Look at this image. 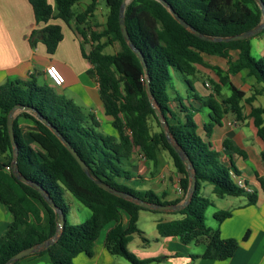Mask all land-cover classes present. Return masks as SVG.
Wrapping results in <instances>:
<instances>
[{
	"label": "trees",
	"instance_id": "obj_1",
	"mask_svg": "<svg viewBox=\"0 0 264 264\" xmlns=\"http://www.w3.org/2000/svg\"><path fill=\"white\" fill-rule=\"evenodd\" d=\"M78 0H54L56 12L47 0H28L36 23H47L52 18L64 22L74 21L87 27V16L92 15L97 0H90L85 10L74 12L72 6ZM174 12L200 33L210 36H232L254 28L262 19L257 0H163ZM264 3V0H262ZM108 7L105 28L91 33L92 45L89 51L82 47V55L90 62V73L95 74L98 93L104 111L112 117L111 124L117 136L102 133L99 122L92 114H85L77 105L51 87L38 84L36 76L26 80H8L0 84V204L12 214V221L0 235V264L18 251L50 238L58 222L57 212L49 206L39 191L18 180L11 169L13 148L8 135L6 117L16 104L28 105L38 111L52 127L71 145L88 167V176L68 151L61 140L31 111L18 115L31 119L36 131L30 133L36 144H27L13 120L14 137L18 149L17 167L27 179L41 186L65 216L64 228L59 238L44 250L27 256L46 254L52 264H74L79 254L93 255L94 241L101 229L115 221L104 239L105 248L113 255L123 257L131 264H146L155 258L139 259L127 244L134 233L141 234L137 220L140 210L147 209L131 200L112 194L98 186L94 179L114 189L136 196L148 202L176 204L180 199L168 202L151 189L138 190L131 183L132 172L127 161L133 147L150 160H154L160 148L170 155L176 171L180 174L179 187L185 195L189 186L186 165L170 145L153 103L146 91V77L149 79L154 104L166 121L167 129L180 149L187 155L196 177V188L189 203L174 214L181 217L157 222L161 237H180L187 243L205 238V249L195 257L226 260L238 247L233 238H221L218 230H212L205 223V210L211 204L201 194L203 184L212 186L218 197L246 195L248 204L256 202V194L240 187L234 180L237 169L230 163L225 165L219 153L211 147L208 139L213 127L222 118L232 113L236 121L245 119L242 101L252 104L254 97L264 91V54L255 58L251 53L250 38L232 41H207L184 28L159 0H130L124 10V24L134 46L142 53L147 72L136 53L122 37L118 11L121 0H105ZM264 32L261 30L258 34ZM37 33L32 30L30 37ZM83 39L86 35L79 31ZM103 36L109 38L101 42ZM63 35L58 24H46L41 29L40 39L48 53H54ZM253 37V36H252ZM33 45L34 39L30 38ZM118 42L120 49L114 53L104 52L107 44ZM237 50L238 58L230 60V51ZM201 53L217 55L228 59L226 70L212 67L219 76V82L229 90L227 96L220 92L221 85L213 83V92L202 99L193 93L192 81L195 64H204ZM171 70L183 74L190 93L209 110V120L204 124V136L198 131L192 108L181 105L184 119L176 117L170 107L168 92ZM241 71L253 77L260 84L258 89L245 97L244 91L231 82V76ZM257 136L264 143V107L252 106L249 113ZM153 119L155 126L149 123ZM229 146L228 142H225ZM231 150H236L231 147ZM264 190V178H258ZM65 193L72 195L87 207L90 215L81 223L67 219L70 205ZM128 215L126 227L122 226V214ZM231 215L230 211L215 213L220 222ZM248 232L243 239H246ZM145 241L146 238L142 236ZM18 261L13 264H17Z\"/></svg>",
	"mask_w": 264,
	"mask_h": 264
},
{
	"label": "crops",
	"instance_id": "obj_2",
	"mask_svg": "<svg viewBox=\"0 0 264 264\" xmlns=\"http://www.w3.org/2000/svg\"><path fill=\"white\" fill-rule=\"evenodd\" d=\"M47 1L52 5L53 13H55L54 0ZM88 3L84 2L83 4L88 5ZM46 24L60 25L63 35L52 54L46 51V46L40 39L41 29ZM81 29L86 35V40L79 33ZM32 30H36L37 33L30 37ZM88 30L89 24L84 28L83 25L78 26L73 21L66 23L60 18H52L47 23H36L32 6L28 0H0V84L8 80H26L31 75L36 76V82L39 78H43L42 82L49 84L45 67L48 64H54L64 76L63 85L56 86L55 91L72 101L85 114H92L99 122V128L103 133L117 136L118 133L111 124L112 117L104 111L98 93L97 78L95 74L90 73L92 66L82 55V47L87 52L92 45L91 33ZM30 38L34 39L33 45ZM263 54L264 45L259 48L258 56ZM201 57L204 64H195V73L188 77L192 81L193 93L205 99L214 93L210 83H217L222 86L221 94L227 96L228 88L221 82H217L218 77L208 66L209 73L215 77L211 81L216 80V82H202L199 76L202 75L203 67L208 63L226 69L228 59L206 53H201ZM237 58L238 51L231 50L230 60L234 61ZM178 75L177 71L171 70V82H169L168 88L171 97L170 107L180 120L184 119L185 114L180 106L192 108L193 118L198 124V131L201 136H204L203 126L209 120V110L193 97L184 77H181L184 82H180V79L173 82V77L178 80ZM238 75L239 77L245 76L251 82H233V78ZM231 81L244 91L245 97L250 96L255 89L260 87V84L246 71L232 75ZM242 104L245 115L243 121H236L234 115L228 113L222 118L219 125L213 127L210 136L204 137L219 153L223 164L233 163L237 169V174L233 173L234 180L237 183H243L251 190L250 192H254L256 202L248 204L246 195L218 197L213 193L212 186L206 183L201 188V194L211 201L205 210L206 225L212 230H218L221 238L236 239L238 241L237 249L226 260L195 257V255L203 253L205 238L185 243L178 236L161 237L158 234L156 227L158 221L176 219L181 217L180 214H174L172 211L140 210L137 226L141 234H132L127 247L139 259L155 258L146 264H264V190L258 179L264 178V143L257 136L256 127L249 116L251 105L264 107V91L254 97L251 105L245 101H242ZM14 118L24 141L36 148V144L30 136L31 132L36 131L34 122L18 114ZM225 142H228L229 146H226ZM230 146L240 150V153L231 150ZM141 155H143L142 152L133 147L127 161V166L132 172L131 183L134 187L138 190L151 189L161 200L171 202L180 199L182 201L185 195L179 187L180 174L176 171L170 155H166V157L162 155L163 165L156 172L152 171L153 160L148 161ZM219 211H230L231 215L219 222L215 217V213ZM11 221L12 214L0 204V235L6 231ZM127 223L128 215L123 213L122 226L126 227ZM114 224L115 221H111L101 229L94 241L93 255L88 257L79 254L74 258V264H131L123 257L111 254L104 246L105 235ZM246 232H248V236L243 239ZM142 236L146 238L145 241ZM41 261L51 264L46 254L25 256L19 259L17 264H37Z\"/></svg>",
	"mask_w": 264,
	"mask_h": 264
},
{
	"label": "water",
	"instance_id": "obj_3",
	"mask_svg": "<svg viewBox=\"0 0 264 264\" xmlns=\"http://www.w3.org/2000/svg\"><path fill=\"white\" fill-rule=\"evenodd\" d=\"M129 1L130 0H121V4L119 7V11H118V22H119L120 31H121L122 37L126 41L127 45L136 53L137 57L139 58V60L141 61L142 65H143L145 72H147V67H146L144 57H143L142 53L132 43L131 39L128 36L127 30H126V27L124 24V10H125V6L129 3ZM159 1L167 8V10L179 22V24H181L184 28L191 31L194 35L198 36L199 38H201L203 40L227 42V41H232V40L245 39V38H250L252 36H255L261 30L264 29V3L262 0H257V3H258L260 10H261V16H262L261 21L254 28L249 29L243 33L235 34L232 36H225V37L210 36V35H205L203 33H200L198 30L194 29L187 22H185L182 18H180L165 1H163V0H159ZM146 91H147V94L150 98V101L153 103V107L155 109L156 115L160 121L161 128L164 130V132L166 134V138H167L168 142L175 149V151L179 154L182 161L186 165V170H187V174L189 177V186H188V189L185 193L184 199L182 201H180L179 203H176V204H161V203H155V202H148V201L140 199L136 196L127 194L123 191L114 189L113 187L109 186L108 184L101 182L100 180L94 179V182L98 186L105 189L106 191H108L112 194H115L119 197L131 200L132 202L138 204L141 207H144L147 209H152V210H158V211H178V210L182 209L183 207H185L189 203V201L193 195V192L195 191V188H196V177H195V174L193 171V166L189 162L187 155L184 153V151L182 149L179 148V146L176 144L175 140L171 137L170 132L167 129L166 121L163 119V116H162L160 110L158 109V107L154 104V99H153V96L151 93L148 77H146ZM17 111L34 112L38 116V118L46 126H48L51 129V131L61 140V142L65 145V147L68 149V151L72 154V156L78 162V164L80 165L82 170L88 176H90L88 167L85 164V162L80 158V156L71 147V145L63 138V136L54 127H52L50 125V123L46 119H44L38 111H36L35 109H33L32 107H30L28 105H22V104H16L11 108V110L9 111V113L6 117V125H7L8 135H9V138H10V141L12 144V148H13V158H12V164H11L12 174L18 180H20L26 184H29L31 186H34L39 191V193L43 196V198L46 200V202L49 204V206H51L57 212L59 219H58V222L56 225V230L50 238L18 251L12 257H10L5 262V264H13L14 262L18 261L19 259H21L27 255L40 252V251L44 250L45 248L51 246L59 238L61 231L64 228V221H65L64 213L62 212V210L60 208H58V206L54 203L52 198L48 194H46V192L44 191V189L41 186L30 181L23 174H21L18 167H17L18 149H17V145H16V141H15V137H14V130H13V119H14V115L16 114Z\"/></svg>",
	"mask_w": 264,
	"mask_h": 264
},
{
	"label": "rangeland",
	"instance_id": "obj_4",
	"mask_svg": "<svg viewBox=\"0 0 264 264\" xmlns=\"http://www.w3.org/2000/svg\"><path fill=\"white\" fill-rule=\"evenodd\" d=\"M90 0H79L77 3L74 4L73 6V10L74 12L76 13H80L81 11L85 10V8L87 7V5H84L83 3L84 2H89ZM85 7V8H84ZM97 10V11H96ZM96 11V12H95ZM95 16H94V12L92 15H88L87 16V22L89 24V30L90 33H99L101 32L104 28H105V23H106V18H107V14H108V7L107 5L105 4V0H97V6H96V9H95ZM74 22V21H73ZM75 23V22H74ZM82 26V25H81ZM87 31V30H86ZM258 36V37H257ZM109 37L108 36H103L100 41L101 42H104L108 39ZM260 38H263V39H260ZM251 46H252V54L254 57L256 58H259L258 54H259V48L264 45V33L262 32L260 35H255L253 38L251 37ZM85 46V45H84ZM120 49V45L118 42H114V43H110V44H107L104 48V52L106 53H112V52H115L117 50ZM216 64H211V63H208L206 64L203 68L204 70L202 71V75H200V79H202V82H213L216 80H213L211 81L212 79H215V77H212L211 74L209 73L208 70H212L214 73V69L212 67H218L222 70H226V69H223L224 67L220 66H214ZM210 69H208V67ZM208 72V73H206ZM213 73V74H214ZM178 80H175L174 77H173V82H176V81H179L180 79V82H184L183 79L181 77H183V74L178 72ZM216 74V73H215ZM215 76L218 77L219 79V76L216 74ZM231 78V77H230ZM200 79L198 78V80L200 81ZM217 79V80H218ZM43 78H39L38 79V83L39 84H42V85H47L48 87H51L52 90L57 93L55 91V87L56 86H53L51 83L49 84H44L42 82ZM231 80V79H230ZM171 82V81H170ZM201 82V81H200ZM219 82V80L217 81ZM232 82V81H231ZM233 82H251L248 78H246L245 76L243 77H239V75L236 77V78H233ZM212 85L211 89H213V84L210 83ZM233 84V83H232ZM224 86V85H223ZM222 87V86H221ZM19 112L21 111H17L15 115H17ZM14 115V116H15ZM15 119V118H14ZM149 123L151 125H154L155 126V123L153 121V119H150L149 120ZM155 130H158L157 129V126H155ZM102 132V131H101ZM103 133V132H102ZM106 134V133H105ZM166 157L169 156L168 152L162 148H160L159 150H157L156 152V157L155 159L153 160V170L154 172L160 170V168L162 167L163 165V156ZM148 161H151L150 159H148ZM65 198L67 199L69 205H70V210L67 214V219L69 222H72V223H81L83 222L89 215L90 211L87 207H85L84 205H82L79 201H77L72 195H70L69 193H65ZM37 264H50V263H47V262H38ZM52 264V263H51Z\"/></svg>",
	"mask_w": 264,
	"mask_h": 264
},
{
	"label": "built area",
	"instance_id": "obj_5",
	"mask_svg": "<svg viewBox=\"0 0 264 264\" xmlns=\"http://www.w3.org/2000/svg\"><path fill=\"white\" fill-rule=\"evenodd\" d=\"M45 74L47 76V78L49 79L50 83L53 86H61L64 83V76L62 74V72L58 69V67L54 64H48L45 67ZM142 158H144V155H141ZM240 187H242L243 189L247 190V191H251L250 189H248L247 187H245V185L243 183H237Z\"/></svg>",
	"mask_w": 264,
	"mask_h": 264
}]
</instances>
